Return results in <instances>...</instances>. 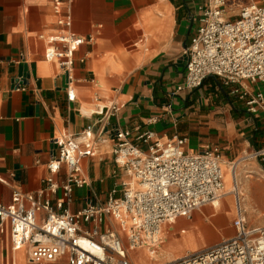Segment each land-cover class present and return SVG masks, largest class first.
<instances>
[{
	"label": "crops",
	"instance_id": "1",
	"mask_svg": "<svg viewBox=\"0 0 264 264\" xmlns=\"http://www.w3.org/2000/svg\"><path fill=\"white\" fill-rule=\"evenodd\" d=\"M205 2L73 0L72 31L84 37L93 35L94 41L83 44L75 54L76 99L69 101L67 76L58 63L45 59L48 41L39 37L58 29L50 0H0V203H10L15 190L37 193L49 175L46 162L55 149L53 139L63 133L78 137L88 124L98 122L99 116L83 111L84 103L105 102L97 105L96 111L116 103L119 111L109 120V127L130 129L133 137L152 129L162 138H187V149L192 152L206 144L218 146L221 163L233 155L236 161L261 149L264 143L259 134L260 121L242 109V103L239 108L231 105L229 89L220 79L208 77L198 89L176 90L184 80L185 50L200 24L199 7ZM82 56H86L84 62L80 61ZM22 75L28 77V89L14 90L13 81ZM168 104L171 108H167ZM151 118H157V122L151 123ZM114 145L106 132L98 137L95 153L82 160L100 200L122 184ZM235 161L234 169L230 167L240 185ZM251 184L264 188L259 182ZM103 186L105 189L98 193L97 188ZM79 190L81 196L74 199L73 211L83 208L84 198L89 195L88 189H77L76 195ZM247 192L251 194L249 189ZM211 215L207 208L186 218L192 225L204 228L203 236L194 244L176 231L175 221L168 224L167 230L176 231L174 238L164 243L163 237L164 244L155 254L164 262L159 263L150 253L154 264L192 252L186 250L188 246L200 250L230 237L223 230L234 228L231 217L226 215L225 222L218 223ZM109 221L114 227L116 223L111 218ZM209 237L222 238L209 243ZM143 250L146 249L129 251L131 264L141 260ZM19 251L24 253L27 264H36L28 260L24 249ZM12 252L9 232L1 234L0 263L6 264L9 259V264H16L14 257L10 259Z\"/></svg>",
	"mask_w": 264,
	"mask_h": 264
},
{
	"label": "built area",
	"instance_id": "2",
	"mask_svg": "<svg viewBox=\"0 0 264 264\" xmlns=\"http://www.w3.org/2000/svg\"><path fill=\"white\" fill-rule=\"evenodd\" d=\"M230 1L206 0L199 7L200 24L185 50L184 80L176 90L192 91L208 77L220 79L229 89L231 105L239 108L242 103V109L260 121L264 143V0L238 4L234 19L227 16ZM50 2L58 29L39 37L48 41L45 59L58 63L66 74L67 97L74 101L75 54L94 36L72 31L73 0ZM27 82L28 77L22 75L13 81V89L26 91ZM118 111L112 102L93 112L100 117L98 122L88 124L80 136L63 133L55 137L44 186L35 194L15 190L10 203H0V235L9 232L12 251L24 249L28 260L36 264H131L129 251L146 249L156 254L168 224L179 217L192 218L196 210L222 196L225 182L218 146L206 144L192 152L187 149V138H162L152 129L133 137L130 129L109 127ZM106 132L115 142L116 165L136 176L139 187L123 182L100 200L82 160L95 153L98 137ZM251 157L264 162V146ZM234 177V235L163 264H264V226L248 224ZM77 189H88L89 195L84 198L86 205L73 211Z\"/></svg>",
	"mask_w": 264,
	"mask_h": 264
},
{
	"label": "bare ground",
	"instance_id": "3",
	"mask_svg": "<svg viewBox=\"0 0 264 264\" xmlns=\"http://www.w3.org/2000/svg\"><path fill=\"white\" fill-rule=\"evenodd\" d=\"M231 2L232 3L228 5V8L233 9L237 6L239 7L238 5L239 3L237 1L235 2L234 0H231ZM104 104L105 102H98V101L94 105H89V104L84 103L83 111L87 113L95 112L97 109L96 107L97 105L103 106ZM221 166L225 174V186H224L223 194L221 197L215 199L211 203V207H212L211 217H213L212 220L218 223H224L226 215H229L230 217H232L235 213V196L233 193L234 172L231 169V167L227 165L225 162H222ZM130 176H131V179L127 183L134 189L139 187V183H138L136 176L134 175H130ZM246 177H248V180H249V177H251V175H248ZM246 182L243 184L241 183V186L239 187L242 205L246 210L251 208V212L254 213L255 211L258 210L257 208L259 204L264 202V188L260 187V185H256V184L252 185L251 183L253 182L251 181H250L251 182L250 185L247 186ZM247 189H249L251 194L247 192ZM227 206L228 207L230 206V209H227ZM200 211H204V210H200ZM184 223H186L187 225ZM175 226L177 227L176 231L180 232L184 239L191 238L190 242H192V244L196 243L199 240V238L203 236L202 232L204 231V228L202 227V225L200 224L192 225L191 223L187 222V219L184 217L177 218L175 220ZM167 227L168 226H166V229L163 235L164 238L166 237V239L164 240V243H166V240L171 242L174 238V233L176 232V231L174 232V231L167 230ZM186 250L194 251L196 250V248L188 246ZM162 251L164 252L165 248H163ZM185 251L183 253H185ZM142 252L144 253V256L141 257V260L137 261L136 264H154L155 263V261L151 257L148 250H143ZM152 256L155 257V254H152ZM13 257H14L16 264H27L24 253L22 251L12 252L10 259L12 260ZM156 259L159 260V257H157Z\"/></svg>",
	"mask_w": 264,
	"mask_h": 264
},
{
	"label": "rangeland",
	"instance_id": "4",
	"mask_svg": "<svg viewBox=\"0 0 264 264\" xmlns=\"http://www.w3.org/2000/svg\"><path fill=\"white\" fill-rule=\"evenodd\" d=\"M250 1H252V0H239V2H240L239 4H242V3L246 4V3H249ZM230 3H232V2L230 1ZM239 9H240V6L239 7L237 6V7L233 8V9H230V8L227 7V16H229L230 18L234 19L236 17L234 15L238 13ZM93 99H94V96H93ZM253 153L254 152L252 150V152L246 153L245 156L243 155V156L239 157L236 161H235L236 158H235L234 155H233V158H231V160L227 159L226 164L229 165V166L232 165L233 161L236 162L235 164H236V167H237V174H238L237 176H238V181H239V184H240L239 187L241 186V183L243 184L246 181H247L246 183L251 181V182H254V183L255 182H259L261 184H264V162L263 161H259L258 158L251 157ZM250 154H251V156L247 157V160H245V157L249 156ZM229 161H231V162L229 163ZM118 173H119L118 179H119V182H121V183H123V182L127 183L131 179V176L124 169H119ZM248 175H251V177H249V180H248V177H246ZM103 189H105V186H103V188L102 187H98L96 191L98 193H102ZM75 191H77V190H75ZM77 196H79V197L77 198ZM80 196H81V191L80 190H79V194H78V192H77V195H76V192L74 193V199L75 200L79 199ZM207 208H210L211 212H212L211 203H209V204L203 206L202 208H200L199 210H196L194 212V214L196 212L200 211V210H205ZM227 209H228V206H227ZM257 209L258 210L255 211L254 213L251 212V208L248 209V210L245 209L246 210L245 214H246L247 222H248V224L250 226H264V202L259 204ZM234 216H235V213L230 218L231 222H232ZM114 229L120 232V230H119V228H118V226L116 224H114ZM218 229H219V231H221V227H218ZM223 232L225 234H227V235H231L232 236V235H234L235 230H234V228L231 227V228L224 229ZM221 238L222 237H209V243H215L217 241H220ZM206 239H208V238L206 237ZM162 254H164V252ZM131 259L133 261L132 257H131ZM174 259L175 258H173L171 260H174ZM160 261L164 262V261H162V257L159 255V263H160ZM7 263L8 264L10 263L9 259H8Z\"/></svg>",
	"mask_w": 264,
	"mask_h": 264
}]
</instances>
